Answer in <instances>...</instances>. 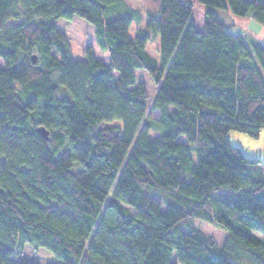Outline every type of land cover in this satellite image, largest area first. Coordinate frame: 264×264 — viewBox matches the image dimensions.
<instances>
[{"label":"trees","instance_id":"1","mask_svg":"<svg viewBox=\"0 0 264 264\" xmlns=\"http://www.w3.org/2000/svg\"><path fill=\"white\" fill-rule=\"evenodd\" d=\"M119 1L0 0V264H41L26 243L49 264H264L261 160L229 140L264 129V46L218 14L264 26V0H140L106 20ZM74 15L109 61L92 46L73 58L57 19ZM196 219L220 225L222 246Z\"/></svg>","mask_w":264,"mask_h":264},{"label":"rangeland","instance_id":"2","mask_svg":"<svg viewBox=\"0 0 264 264\" xmlns=\"http://www.w3.org/2000/svg\"><path fill=\"white\" fill-rule=\"evenodd\" d=\"M126 5H130L129 7L134 9H143V6L140 0H120L118 3L114 4L106 13L105 19H113L116 16H120L129 12ZM202 7L199 4H196L194 7V19L198 27L201 25L202 16H203ZM218 14L223 19V21L227 23H232L234 18L239 17L238 15L231 16L230 11L218 9ZM143 15V14H142ZM241 17V16H240ZM143 20V19H142ZM137 21L133 22L131 27V36L135 38V32L137 28L142 27L145 21ZM57 24L61 30H63L71 44L72 55L74 59H85L86 58V50L89 46L93 47V52L97 57H101L106 61H109L110 55L107 50L101 47L98 42V38L96 36L95 26L84 19L79 15H74L71 19L67 18H58ZM239 24H236V27H233L231 30L233 32H243L241 28H239ZM154 36V35H153ZM159 46V38H152L146 47L148 54L157 60L160 63V54L158 51ZM5 63L2 58H0V66H4ZM137 79L139 82L144 83L149 91V100L153 99L158 90V85L153 81L149 73L145 69H137L136 70ZM151 102V101H150ZM171 109H175V106H171ZM154 117H158V112L154 111ZM157 133L153 130L150 133V137L156 136ZM180 141H185L186 136L180 135L178 137ZM230 143L234 146L240 147L246 156L247 159L256 161L261 160L259 163H254L250 165V174L254 178L264 177V129L262 130L259 137H251L245 132L233 130L229 134ZM195 227L202 230L203 232L213 235L218 244L222 246L225 241V231L220 227L217 223H212L204 220H195ZM23 251V256L38 261L41 264H49L60 262L59 259L48 249L44 247H38L35 249L34 245L31 243H26Z\"/></svg>","mask_w":264,"mask_h":264},{"label":"crops","instance_id":"3","mask_svg":"<svg viewBox=\"0 0 264 264\" xmlns=\"http://www.w3.org/2000/svg\"><path fill=\"white\" fill-rule=\"evenodd\" d=\"M231 16H234V14H231ZM232 23H227L232 25L231 29L233 27H236V24H239V28L243 30V32H237L242 33L244 36H246V39L248 42L257 41L261 45L264 46V26L260 25L258 22H256L252 17L250 16H239L234 19H232ZM203 22V18L201 23ZM264 179V177H262Z\"/></svg>","mask_w":264,"mask_h":264},{"label":"water","instance_id":"4","mask_svg":"<svg viewBox=\"0 0 264 264\" xmlns=\"http://www.w3.org/2000/svg\"><path fill=\"white\" fill-rule=\"evenodd\" d=\"M32 60H33V62L37 61V55L36 54H34L32 56ZM38 131L44 138H46V139L49 138V131L45 126H43V125L39 126Z\"/></svg>","mask_w":264,"mask_h":264}]
</instances>
